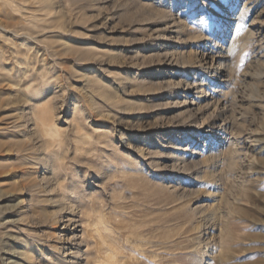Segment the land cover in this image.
I'll return each mask as SVG.
<instances>
[{"label":"rangeland","instance_id":"1","mask_svg":"<svg viewBox=\"0 0 264 264\" xmlns=\"http://www.w3.org/2000/svg\"><path fill=\"white\" fill-rule=\"evenodd\" d=\"M42 1L0 34V264H264V0Z\"/></svg>","mask_w":264,"mask_h":264},{"label":"bare ground","instance_id":"2","mask_svg":"<svg viewBox=\"0 0 264 264\" xmlns=\"http://www.w3.org/2000/svg\"><path fill=\"white\" fill-rule=\"evenodd\" d=\"M21 1L22 0H0V16L1 15H4L5 16V18L7 17L8 19H10L9 21H3L2 19H0V34L1 33H7V34H11V36H13L14 38L16 37V35H18V33L17 32H15V29L18 27V25L20 24V21H19V19L16 17H14V15L16 14V15H18L21 19H25V17H26V13H25V11H26V8L21 4ZM46 0H43L42 2H45ZM26 12H28V11H26ZM31 13V12H30ZM241 19V18H240ZM241 25V21L238 19L237 21H236V24H235V27L233 28L234 30H233V33H231L230 34V38H229V40H230V42H229V46L226 48V51L228 52V51H230V50H232V49H234L236 46L238 47V45L241 43V41L244 39H242V37L243 36H241V34H239L238 32L239 31H237L238 30V28L240 29V26ZM243 25V24H242ZM35 28V27H34ZM238 33V34H237ZM5 35V34H4ZM247 36V35H246ZM12 39V38H11ZM13 40V39H12ZM7 41V40H6ZM8 42V41H7ZM10 42V41H9ZM15 42V41H14ZM13 42V43H14ZM2 57H3V55H1L0 54V70L2 69L3 70V62L1 61L2 60ZM8 57H10V56H8ZM7 59H9V58H7ZM189 58H187V60H186V62L188 63V60ZM5 60V59H4ZM211 61V60H210ZM189 62H191V61H189ZM219 64V63H218ZM222 64L223 63H220V65H219V67L217 68V69H215L214 70V73H215V75H217V76H219V77H222L221 76V73H222V69H221V67H222ZM212 67V66H211ZM214 69V68H213ZM207 72V71H206ZM213 72V71H212ZM187 73V72H186ZM201 93H204V92H202L201 91ZM202 95V94H201ZM199 98V97H198ZM200 99V98H199ZM200 106V105H199ZM50 131V130H49ZM238 146V145H237ZM3 152L5 153L6 151L2 148V146L0 145V158H2V157H4V154H3ZM233 153V152H232ZM3 167V166H2ZM235 200H237V199H235ZM58 205H60V206H58ZM57 206V208L59 209V211H58V213L60 214L59 216H61L60 217V219L62 220L63 219V205H61V204H58ZM211 208V207H210ZM218 208V207H217ZM207 209V208H206ZM207 212V211H206ZM208 214H209V212H208ZM74 216V215H73ZM214 216H215V214H214ZM220 217V216H219ZM59 219V218H58ZM72 219V218H71ZM71 219H66V225H65V228L66 229H69V224H71V222H72V220ZM211 219V218H210ZM212 220H213V218H212ZM215 220V219H214ZM216 221H218L217 219H216ZM58 222V221H57ZM64 223V222H63ZM216 223V222H215ZM216 227V226H215ZM214 227V228H215ZM206 230V229H205ZM195 231H197V233H198V235H197V237H196V240H195V242H194V244H198L199 245V247H197V248H200V245H201V243H203L202 241H201V233H202V231L198 228L197 229V227H196V229H195ZM69 234L71 235V238L72 239H74V237H75V235H74V231L72 230V229H70V231H69ZM196 235V234H195ZM214 235V234H213ZM212 238H214V237H212ZM215 241V240H214ZM214 241H213V239H210V237H209V240L204 244L205 246H209V245H213L214 244ZM216 243V242H215ZM60 244H61V242H60ZM217 244V243H216ZM195 246H197V245H194V247ZM203 246V245H202ZM208 248V247H207ZM77 249V248H76ZM75 249V250H76ZM58 250H60V251H63V253H64V255H65V253H70L71 255H73L75 252H69V251H71V250H73L72 248H65L64 246H61V247H59L58 248ZM200 250H201V248H200ZM194 251V250H193ZM77 252V251H76ZM112 252V251H111ZM111 252H110V254H111ZM116 252V251H115ZM198 252V251H197ZM200 252V251H199ZM75 254H77V256H73V257H71V259H70V262H68L67 264H81V259H79V255H78V253H75ZM74 254V255H75ZM112 254H113V252H112ZM202 255V257H201V260H200V264H204L203 262H205V260L208 258L207 257V252H203L202 251V253H201ZM113 256V255H112ZM114 256H115V254H114ZM116 257V256H115ZM26 259H27V262H28V264H33V260H31V259H29V257H28V255L26 256ZM113 259H115V258H112V260Z\"/></svg>","mask_w":264,"mask_h":264}]
</instances>
